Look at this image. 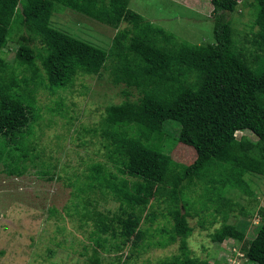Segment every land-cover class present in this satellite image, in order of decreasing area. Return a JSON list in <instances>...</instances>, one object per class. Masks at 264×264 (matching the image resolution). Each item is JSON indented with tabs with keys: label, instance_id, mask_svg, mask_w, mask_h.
I'll use <instances>...</instances> for the list:
<instances>
[{
	"label": "rangeland",
	"instance_id": "obj_1",
	"mask_svg": "<svg viewBox=\"0 0 264 264\" xmlns=\"http://www.w3.org/2000/svg\"><path fill=\"white\" fill-rule=\"evenodd\" d=\"M63 1L52 0L47 26L75 40L106 51L115 32L128 27L121 23L117 30L112 29ZM236 2L226 16L235 43L248 49L246 40L258 29L253 0ZM22 3L17 5L18 13ZM127 8L177 42H213L209 0H128ZM14 18V11L0 8V83L10 86L29 113L26 125L13 136L0 135V264H160L179 257L180 241L168 239L172 221L161 200L132 207L121 203L123 198L115 200L109 191L123 175L108 156L110 147L102 136L105 109L135 102L141 92L112 83L106 71L95 76L75 74L64 85L51 88L37 59L28 66L16 56L29 34ZM25 44L35 52L41 49L36 39ZM29 80L34 84L27 83ZM176 129L174 123L162 126L160 147L174 162L188 165L194 160L192 149L164 142L175 137ZM128 134L138 137L134 128ZM234 136L255 142L249 132H235ZM5 153L9 159H4ZM93 174L98 176L96 181L89 177ZM242 181L243 191L229 194L235 204L229 211L206 201L199 182L183 191L185 204L178 208L181 214L187 213L189 233L184 246L189 260L249 264L242 247L264 223V176L244 174ZM122 210L137 219L135 233L141 235L136 240L133 233L125 245H121L123 236L116 226ZM98 217L111 228L106 233L97 224ZM223 225L233 226L242 240L219 238ZM132 240L135 243L130 247Z\"/></svg>",
	"mask_w": 264,
	"mask_h": 264
},
{
	"label": "trees",
	"instance_id": "obj_2",
	"mask_svg": "<svg viewBox=\"0 0 264 264\" xmlns=\"http://www.w3.org/2000/svg\"><path fill=\"white\" fill-rule=\"evenodd\" d=\"M19 1L0 0V8L14 11V20L29 34L23 42L36 39L41 49L35 52L23 43L16 56L28 66L37 59L48 86L64 85L75 74L95 76L106 71L112 83L141 92L135 102L124 101L105 109L102 136L110 147L108 156L123 175L109 191L115 200L123 198L121 203L132 207L161 200L172 221L168 239L172 242L179 238L183 255L160 264H198L185 256L187 213L181 214L178 208L185 204L183 191L199 182L204 186L206 201L219 203L229 211L235 205L230 192L244 189L242 176H264V0H253L258 29L246 40L248 49L237 46L226 16L234 10L236 0H209L213 42L208 45L177 42L171 34L152 28L127 8L128 0L63 1L112 29L117 30L121 23L128 26L115 32L106 51L48 27L52 0H23L18 13ZM9 88L0 83L2 137L13 136L28 121L29 109ZM167 123L176 124L177 129L175 137L164 142L192 149L194 160L190 164L174 162L160 147L162 126ZM133 128L138 137L128 134ZM243 131L251 133L255 142L235 138V132ZM89 177L96 181L98 176ZM259 215L263 217L261 211ZM98 223L104 233L111 229L102 217H98ZM137 225V219L122 210L116 218L123 236L121 245L127 243ZM221 228L219 238L242 240L233 226ZM134 238L140 239V233L136 232ZM134 243L132 240L130 247ZM242 252L249 264H264V223L243 243Z\"/></svg>",
	"mask_w": 264,
	"mask_h": 264
}]
</instances>
